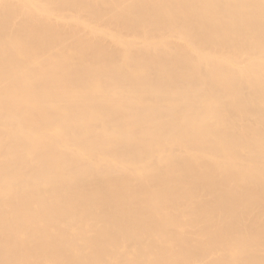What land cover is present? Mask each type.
Masks as SVG:
<instances>
[{
  "label": "bare ground",
  "instance_id": "1",
  "mask_svg": "<svg viewBox=\"0 0 264 264\" xmlns=\"http://www.w3.org/2000/svg\"><path fill=\"white\" fill-rule=\"evenodd\" d=\"M0 264H264V0H0Z\"/></svg>",
  "mask_w": 264,
  "mask_h": 264
},
{
  "label": "rangeland",
  "instance_id": "2",
  "mask_svg": "<svg viewBox=\"0 0 264 264\" xmlns=\"http://www.w3.org/2000/svg\"><path fill=\"white\" fill-rule=\"evenodd\" d=\"M62 21V20H61ZM67 22V20H64V22ZM80 208H84V207H86V205H81V206H79Z\"/></svg>",
  "mask_w": 264,
  "mask_h": 264
}]
</instances>
